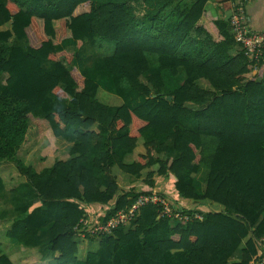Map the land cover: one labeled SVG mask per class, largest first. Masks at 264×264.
Here are the masks:
<instances>
[{
  "label": "trees",
  "instance_id": "trees-1",
  "mask_svg": "<svg viewBox=\"0 0 264 264\" xmlns=\"http://www.w3.org/2000/svg\"><path fill=\"white\" fill-rule=\"evenodd\" d=\"M207 1L0 0V165L17 170L7 195L21 212L13 220L0 213L8 237L59 253L55 264H250L259 255L264 61L248 69L229 19L215 21L211 36L201 24ZM102 42L114 50L96 54ZM87 52L120 105L101 103L91 71L79 69ZM30 125L51 132L67 158L39 172L18 160ZM139 140L143 153L125 162ZM170 175L178 197L203 209L183 213L201 220L174 222L145 206L110 235L88 236L78 260L81 205L110 206L107 220L137 195L122 191L126 177L144 176L152 189ZM34 201L40 206L28 213ZM0 264L12 263L0 254Z\"/></svg>",
  "mask_w": 264,
  "mask_h": 264
},
{
  "label": "crops",
  "instance_id": "crops-1",
  "mask_svg": "<svg viewBox=\"0 0 264 264\" xmlns=\"http://www.w3.org/2000/svg\"><path fill=\"white\" fill-rule=\"evenodd\" d=\"M243 8L245 10V15L247 18V23L252 30L264 32V0H241ZM232 12V6L229 0H208L204 7L203 15L208 16V21L215 22L221 21L223 19H229ZM202 20V19H201ZM205 84V83H203ZM206 85V84H205ZM118 98V97H117ZM120 105V104H119ZM118 106V105H117ZM142 141L139 140L137 152L128 154L125 156L124 161L127 163H132L136 161V154H142L141 149ZM63 158H59L62 157ZM67 158V151L63 150L54 156L50 164L41 167L37 172L44 168H48L53 165L55 160H63ZM6 164V163H5ZM5 164L0 165V180L2 181V190L0 191V213L3 214V218L7 217L10 220L18 218L21 216V212L17 211L14 207H11L10 197L7 193L18 186V173H12L9 171L5 173L3 171ZM157 167L154 166L152 170H156ZM116 169H113V173L116 174ZM4 173V174H2ZM207 172L206 170H199L195 181L194 188L196 193L201 194L204 190L205 179ZM201 178V181H200ZM129 186L125 187L122 191L128 192L131 190L132 195L146 193L144 188L146 185H142L144 176L140 179H135L130 176L126 177ZM175 179L173 176L159 177L154 180V187L151 191L159 192L173 201V204L177 207H182L185 210H198L203 211L201 207H197L194 202L188 199H180L174 189ZM112 204V203H111ZM40 206L39 201H34L33 204L28 208V213H30L34 208ZM110 207V206H109ZM107 206L101 205H81V208L85 212V219L89 221H95L97 219L103 218L106 211L109 209ZM47 228H43L45 230ZM42 231V230H41ZM77 258L79 261H83L87 253V243L81 241L77 247ZM0 254L7 256L12 264H55V259L59 257L57 252H49L45 245L43 246H27L23 240H18L7 236L6 228H3L0 220ZM260 255L264 256V242H262ZM241 258L240 251H237L230 259L231 262H238Z\"/></svg>",
  "mask_w": 264,
  "mask_h": 264
},
{
  "label": "built area",
  "instance_id": "built-area-1",
  "mask_svg": "<svg viewBox=\"0 0 264 264\" xmlns=\"http://www.w3.org/2000/svg\"><path fill=\"white\" fill-rule=\"evenodd\" d=\"M229 1L232 6L229 17L231 34L246 57L248 69L256 71L259 63L264 61V32L255 31L249 27L241 0ZM145 206L158 208L162 218L174 222L187 223L193 219H202L199 213L184 214L183 208L171 204L169 198L159 192L150 191L137 194L129 207L117 211L107 220H100L104 216L95 221L81 218L74 228V233L81 241H85L88 236L110 235L116 228L133 221L140 209ZM250 264H264V256L259 254Z\"/></svg>",
  "mask_w": 264,
  "mask_h": 264
},
{
  "label": "rangeland",
  "instance_id": "rangeland-1",
  "mask_svg": "<svg viewBox=\"0 0 264 264\" xmlns=\"http://www.w3.org/2000/svg\"><path fill=\"white\" fill-rule=\"evenodd\" d=\"M78 11L79 13L81 12V10ZM201 24L207 29L213 38L217 39V28L215 27L214 22L208 21V16H202ZM8 27V25H5L3 28L6 29ZM96 47H98V49H95V52L98 55L109 54L114 50V44L109 42H102ZM150 59L152 60V58ZM91 60V54L87 52V54L82 57V62L78 64L79 69L84 72L91 71ZM90 74L98 84V99L101 103L109 106H117L121 104V99L119 97L117 98L116 94L112 90L111 81L107 75L92 71ZM175 80L176 78L174 81ZM203 83L204 82H202V86L206 87L207 85ZM124 84L121 86L122 88L124 87ZM187 106L189 107L190 105ZM60 151L63 150L55 149L54 139L51 132L47 131L41 135H37L35 127L30 125L26 135V141L18 150L17 159L20 160L25 166H31L35 170H39L41 167L49 165V162H51L53 157L58 155ZM59 158H63V156ZM5 165L6 166L3 168L5 173H8L9 171L12 173L17 172L15 166L12 163H6ZM202 171H204V169H202ZM145 190L146 192L151 191L148 186H145L144 191Z\"/></svg>",
  "mask_w": 264,
  "mask_h": 264
},
{
  "label": "water",
  "instance_id": "water-1",
  "mask_svg": "<svg viewBox=\"0 0 264 264\" xmlns=\"http://www.w3.org/2000/svg\"><path fill=\"white\" fill-rule=\"evenodd\" d=\"M167 100L170 101V98H168Z\"/></svg>",
  "mask_w": 264,
  "mask_h": 264
}]
</instances>
